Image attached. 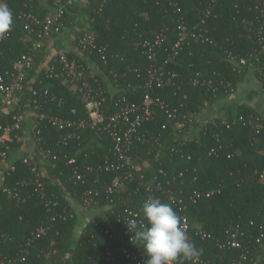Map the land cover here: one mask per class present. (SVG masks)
<instances>
[{
    "label": "trees",
    "instance_id": "obj_1",
    "mask_svg": "<svg viewBox=\"0 0 264 264\" xmlns=\"http://www.w3.org/2000/svg\"><path fill=\"white\" fill-rule=\"evenodd\" d=\"M3 2L13 13V23L8 36L0 37V73L11 70L37 39L39 25L32 24L31 30L25 31L21 16L31 12L43 20L51 0ZM84 10L87 31L94 36V47L84 53L113 89L102 81L101 73L93 77L105 91L101 106L105 115L123 98L141 104L149 61L139 44L162 32L165 39L155 64L163 65L177 38L178 25L183 23L187 39L174 62L164 64L166 71L176 75L165 76L164 87H152V95L159 97L164 107L153 106L152 118L128 144L130 157L142 161L139 168L132 169L131 180L124 178L125 170L100 168L105 159L115 157V151L111 138L96 128L75 130L77 138H69L65 144L60 143L65 131L50 125L41 127L39 133L30 130L33 155L6 164L0 181V264L22 251L23 264H145L143 249L131 242L122 218L129 210L137 213L139 220L141 205L148 197L170 203L180 217L178 207L168 200L171 192L183 198L188 238L201 250L190 259L181 256L176 264H264V180L260 178L264 171V128L256 133L243 122L228 127L220 124L222 119L239 115L264 117V110L245 104L233 113L223 100L249 73H254L264 91V0H88ZM66 13L64 26L69 25ZM42 54L43 48L34 53L19 102L13 110L0 114V125L11 122L14 112L32 108L27 83L33 74L32 86L38 89L46 111L87 120L77 96L60 79L46 76L39 65ZM65 54L84 62L73 53ZM57 56L50 65L56 64ZM205 106H215L220 114L203 123L196 116ZM173 109L176 117L170 120L167 114ZM190 127L197 130L186 137ZM19 144L20 140L13 138L9 149ZM211 148L215 153H209ZM44 150L51 154L43 157ZM78 173L83 181L75 179ZM116 176L122 185L106 193ZM35 179L44 183L47 197L58 202L51 210L35 191ZM158 181L161 187L151 192L144 186ZM5 187L19 190L21 200L8 196ZM209 189H219L220 193L190 199L194 191ZM88 190L97 194L92 195L94 203L83 207L100 212L90 214L76 235L72 201L83 205ZM57 212H63L65 218L50 224L49 217ZM40 224L47 226L45 232L27 246L30 231ZM237 228L243 233L236 236L238 245L222 247Z\"/></svg>",
    "mask_w": 264,
    "mask_h": 264
},
{
    "label": "built area",
    "instance_id": "obj_2",
    "mask_svg": "<svg viewBox=\"0 0 264 264\" xmlns=\"http://www.w3.org/2000/svg\"><path fill=\"white\" fill-rule=\"evenodd\" d=\"M76 0H51L50 11L45 16L43 20L37 18L33 13H24L22 17L23 29L25 31L31 30V25H39V30L37 32V39L32 43L30 51L23 53L18 60L13 64L11 70L0 73V103L5 108L10 111L13 110L19 102V93L24 88V79L26 71L32 66L33 56L35 52L40 51L46 41H48L52 36L61 34L64 30L63 16L69 6H71ZM197 28L193 27L195 32ZM200 34L197 36L199 37ZM8 33L0 35V37H7ZM188 36L187 29L183 23L178 25L177 38L171 45L166 58L163 60V65L157 66L155 62L157 61V51L162 47L164 42V35L162 32L155 34L150 39H144L139 45L141 46V54L149 61V65L145 69L146 81L145 90L142 96L141 104H136L134 102H128L124 98L116 102L115 109L108 115L104 114L101 108L102 102L105 100L104 90L102 86L93 78L88 72L89 66L87 63L81 62L78 59H69L65 53H61L56 57V64L50 65L45 69V74L48 78H58L61 83L68 87V89L73 92L80 102L84 105L87 112V120L83 118L73 119L70 117H62L52 114L43 108L42 103L39 99V91L32 85L29 86L30 93L28 95V101L30 102L32 108L26 112L16 111L11 116V122L5 125H0V164H5L8 159L9 153V143L15 138L17 141L20 140L19 132L22 130L23 124L29 116L30 118V130L34 133H39L41 127L50 125L55 127L57 130L65 131L60 141L61 144H65L69 138H77L75 130L81 129L85 126L95 129L101 133H106L113 142V148L115 151V157L112 159H105L102 166L100 167L104 171H115V170H125L124 178L126 180L133 179L132 169L133 160L128 152V144L130 140L136 137L138 129L141 125L149 121L152 118L153 106L164 107L163 102L159 97H154L152 95V87L156 86L162 88L165 85L164 77H175L176 73L171 70L165 69L164 64L174 62L175 56L182 49L184 42ZM94 36L91 32H84L82 35L78 36L76 40V49L81 52H86L88 49L94 47ZM100 51V50H99ZM101 58L104 60V56ZM243 62V60H241ZM137 71V70H135ZM175 109L168 111V118L174 120L176 117ZM71 113H75L74 109H71ZM204 121L203 123H206ZM246 123L249 125L256 133L264 128V117L253 116L245 117L243 115L234 116L231 120L222 119L220 124L229 126L235 123ZM216 149L211 148L209 153H215ZM51 154L50 150L41 151L43 157ZM55 158V156H53ZM26 158L24 159V162ZM72 162L74 160H71ZM164 174V173H163ZM260 178L264 180V171L260 174ZM78 181H83V176L78 173L75 176ZM123 181L117 176L111 181V184L107 186L106 193H112L114 190L122 185ZM145 188L148 191L153 189H159L161 183L158 181L154 184L145 183ZM3 191L14 198L15 200H21L20 191L16 188L5 187ZM35 191L38 196L45 201L46 206L49 210L52 207L57 206L58 202L56 200H51L47 197L46 188L44 183L39 179H35ZM219 189H209L206 191H194L190 199L193 197L205 196L208 197L213 194H219ZM86 197L84 198V203L82 206L89 207L94 203L93 194L97 192H92L91 190L86 191ZM168 200L178 207L181 212L180 220L182 225L189 229V220L187 215V207L183 202V198L174 193H168ZM54 214V213H53ZM49 217L50 224L56 218H65L63 212L55 213ZM72 217V214H70ZM137 213L132 211H127L126 215L122 218L125 223L129 220L136 219ZM121 219V218H120ZM46 225L40 224L34 230L30 231L29 238L26 245L36 239H39L46 230ZM128 228L125 232H128ZM237 234L242 235L243 233L239 228L235 229L230 235V240L221 243V246L229 244L230 246H237L236 236ZM204 236V235H203ZM262 234L257 238L260 240ZM109 254V253H108ZM127 257H129L127 255ZM25 261V252L22 251L15 257L8 258L6 262L2 264H23ZM142 261H138L137 264H142Z\"/></svg>",
    "mask_w": 264,
    "mask_h": 264
},
{
    "label": "clouds",
    "instance_id": "obj_3",
    "mask_svg": "<svg viewBox=\"0 0 264 264\" xmlns=\"http://www.w3.org/2000/svg\"><path fill=\"white\" fill-rule=\"evenodd\" d=\"M12 23L11 9L0 0V35L9 31ZM126 226L131 242L143 249L145 264H176L181 256L190 259L201 254L172 205L157 198L148 197L141 205L140 219L129 220Z\"/></svg>",
    "mask_w": 264,
    "mask_h": 264
},
{
    "label": "crops",
    "instance_id": "obj_4",
    "mask_svg": "<svg viewBox=\"0 0 264 264\" xmlns=\"http://www.w3.org/2000/svg\"><path fill=\"white\" fill-rule=\"evenodd\" d=\"M2 2H3V0H2ZM87 2H88V0H76L71 6H69L67 8L66 20H67V24L69 23V25H66L64 27V30L62 31L61 34L52 36L44 44L43 54L41 56L40 64H39L42 69H44V70L47 69L50 66L51 62L53 61V58L55 56H57L58 54L63 53L62 51L73 53V55H77V56H79L81 58L83 57L85 59L84 55H86V54H83L80 56L79 53L81 51L76 49L75 44H76V40L78 38L77 37L78 33L80 31H87V22H86L87 14L84 10V8L87 6ZM49 11H50V9H49ZM69 33H71V34H69ZM70 35H71V37H70ZM81 53H84V52H81ZM88 58L91 59L89 56H88ZM85 61H87L86 63L88 64L89 68L92 67L95 75L96 74L98 75L101 73V71L98 69L96 64L94 66H90L88 63V60L85 59ZM95 75H93V77ZM101 75H102V73H101ZM94 79H96V78H94ZM101 79L104 83L108 84V81H107L108 79L106 78L105 75H102ZM34 80H35V75L33 74L30 77V80L28 81L27 86L32 85ZM108 87L110 90L112 89L110 85ZM19 98H20V96H19ZM8 111H9V109L5 108L0 103V114H5L6 112L8 113ZM28 111H29V109L24 110L23 112L27 113ZM261 111H263V110H261ZM30 132H31L30 131V118H29V116H27V118L23 124L21 133H19V136H20L19 146L14 148L13 150L9 149L8 159H7L6 163L0 164V181L2 180V173H3V169L5 168L6 164H8L9 162H12L16 158L31 157L33 155V147L34 146H33V141H32V137H31ZM41 170L43 171V168ZM72 207L75 208V204L74 205L72 204ZM87 211H85L86 215L88 213ZM75 216H76L75 226L77 227L78 223L80 221L77 212H75ZM87 218L89 219V217H87ZM87 220L84 222L83 227L85 226ZM83 227H81V229ZM81 229H78L77 232L79 233L81 231ZM74 234H75V231H74Z\"/></svg>",
    "mask_w": 264,
    "mask_h": 264
},
{
    "label": "rangeland",
    "instance_id": "obj_5",
    "mask_svg": "<svg viewBox=\"0 0 264 264\" xmlns=\"http://www.w3.org/2000/svg\"><path fill=\"white\" fill-rule=\"evenodd\" d=\"M86 32V31H84ZM71 34V33H69ZM71 37V35H70ZM75 38V37H74ZM72 40V39H71ZM76 45V44H75ZM65 53L66 51H62ZM85 53H79V55H83ZM85 59L88 60V63L90 66H94L95 63L93 60L88 58V55H84ZM83 58V57H82ZM84 59V58H83ZM84 59V61H85ZM87 62V61H85ZM88 65V64H86ZM97 69V68H96ZM95 70V69H94ZM89 74L95 75L92 67L89 68L88 70ZM225 102L230 104L231 110L233 113H235L237 106L240 104H245L249 107H252L256 110H264V91L262 90V84L261 82L255 77L254 73H249V75L246 77V79L241 82L240 84L237 85V88L230 94H228L226 97L223 99ZM220 112L218 109H216L215 106H205L202 108L199 112V114L196 116L197 120L200 122L206 121L208 118L218 115ZM180 127V125H177ZM197 128L195 127H190L189 131L187 130V133H185L186 137H190L192 133L196 132ZM133 166L134 168H139L140 165L142 164L141 159L136 158L133 160ZM73 205L75 204V208L73 207L74 214L77 212L78 217L80 219L78 226L75 228V234H78V229H81L83 227L84 222L88 219L87 217H90V214H93L95 212H100V209L98 208H93L92 210H89V208H85L80 204L75 203L72 201ZM88 211H87V210ZM76 210V211H75ZM87 211V215L85 211Z\"/></svg>",
    "mask_w": 264,
    "mask_h": 264
}]
</instances>
